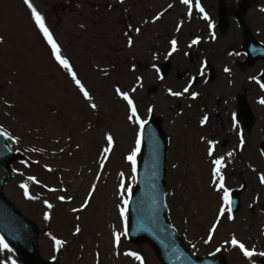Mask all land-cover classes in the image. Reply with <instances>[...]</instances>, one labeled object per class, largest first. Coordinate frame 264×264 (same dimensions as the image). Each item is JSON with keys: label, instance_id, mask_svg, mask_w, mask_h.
I'll use <instances>...</instances> for the list:
<instances>
[{"label": "rangeland", "instance_id": "1", "mask_svg": "<svg viewBox=\"0 0 264 264\" xmlns=\"http://www.w3.org/2000/svg\"><path fill=\"white\" fill-rule=\"evenodd\" d=\"M31 3L98 105L96 112L87 107L70 78L55 63L23 0H0V38L4 41L0 43V128L13 137V150L21 154L20 162L9 164L7 174L0 170V178L10 176L3 195L38 229L40 259L56 264H136L123 254L134 251L145 264H160L147 244L129 243L122 235L119 248L114 246L113 233H123L124 229L119 216V174L124 173L127 186L133 189L134 185L125 157L134 147L135 134L126 122L125 102L114 92L120 87L137 103L143 119L151 116L161 124L168 142L167 216L185 246L199 257L220 249L227 264L263 261L264 257L257 256L246 262L226 241L235 234L250 249L264 251V185L259 182V175L264 173L259 149L261 143L264 145V105L258 103L264 95L252 79L261 65L247 67L240 53L246 33L264 45V0H200L215 25V40L210 38L208 24L200 19V13L194 8L189 19L180 0ZM169 4L173 5L171 9ZM161 12V19L152 23ZM181 22L183 27L177 32ZM136 28L141 30L139 35ZM126 32L134 40L132 48L127 47ZM197 37L201 43L189 48ZM171 39L178 41V51L168 56ZM205 62V75L200 76ZM225 67L231 72L225 73ZM193 77L196 79L190 93L199 94L196 100L190 93L180 98L168 95V89L182 91ZM133 87L135 93L131 92ZM231 91L246 100L256 116L253 124L247 125L239 116L234 129L238 104ZM149 107L153 108L151 114L147 112ZM204 115L209 122L201 129L199 121ZM222 130L234 131L235 150L236 140L243 133L244 150L234 152V162L226 158L232 150L231 142L226 141L222 149ZM109 132L115 147L101 171L103 137ZM201 136L219 141L216 155L225 157L226 186L231 192L238 191L241 203L235 219L221 220L207 244L204 241L220 201L210 187V166ZM28 176L36 177L40 184H33ZM21 183L28 184L31 194L40 199L26 200ZM93 184L96 191L89 207L83 212L72 211L82 205ZM50 187L58 191H47ZM58 196L70 203H62ZM45 200L54 205L50 221L43 219L48 211ZM77 225L81 231L74 235ZM47 233L67 241L59 252ZM8 255L12 254L5 253L0 259ZM13 258L22 264L18 255Z\"/></svg>", "mask_w": 264, "mask_h": 264}, {"label": "snow or ice", "instance_id": "2", "mask_svg": "<svg viewBox=\"0 0 264 264\" xmlns=\"http://www.w3.org/2000/svg\"><path fill=\"white\" fill-rule=\"evenodd\" d=\"M23 3L27 6V8L31 12V18L35 23V26L39 29V32L43 35L44 40L46 41L47 45L51 49V56L54 59L55 63L67 74V76L70 78L71 83L75 86V88L78 90L79 94L82 96L83 101L87 102V107H89L93 112H96L98 109V105L94 102L93 96L90 94L88 89L86 88L85 84L81 81V79L78 77L77 72L74 70L72 64L70 63L69 59L65 57L62 54V50L59 46V44L54 40L51 32L49 31L48 27L45 24L44 17L36 10V8L31 3V0H23ZM119 3L123 4L124 0H119ZM180 3L185 6L186 9V16L191 19L193 15V9L195 8V11L200 13V19L204 20L208 24L209 28V35L212 40L216 39L214 28L215 25L212 23L211 18L205 11V9L202 7L200 0H195V4H193V0H180ZM173 7L172 4L168 5V9H171ZM261 11H264V9H261ZM163 12L156 15L154 19L152 20V23H156V21H159L161 17L163 16ZM145 23H148V21H145ZM183 27V23H179L176 27V31L179 32L180 29ZM131 30V29H130ZM140 28H136L135 32L137 35L140 34ZM125 36H128L127 39V47L132 48L134 44L133 38L129 35L128 32L125 33ZM3 38H0V43H3ZM201 43V40L199 37L192 39L191 43L188 44L189 48H192L193 46L199 45ZM170 44V51H168L167 55L172 56L174 53L178 51V41L176 39H171L169 41ZM233 53H229V55H232ZM187 55V53H185ZM205 68H207V63L205 62L202 67L200 68V76L205 75ZM101 71H104L101 69ZM132 71H135V68L133 67ZM159 71V69H157ZM225 73H230L231 69L225 67L224 68ZM105 75L108 73L105 71ZM163 79V77H160ZM140 79L139 77L137 78ZM195 77L192 78V81L188 83L186 87L183 88L182 91H173L172 89H168V95L175 98L184 97L186 94L190 93V89L193 87V83L195 82ZM255 80L257 84H259L261 90H264V83H262L260 80L256 79L255 77L252 78ZM207 83V81H205ZM142 86V84H141ZM136 87H133L131 89V92H136ZM115 95L123 102H125L126 107V122L128 125L132 126L134 131V147L130 150L129 154L125 157V160L127 164L130 166L131 169V178L132 180H136L137 172H138V157L141 153V148L144 142V134H145V126L148 124L147 119H143L138 111L137 103L133 100V98L130 96V94L126 91H122L120 87H116L114 89ZM198 93L191 92L190 98L192 100H196L198 98ZM261 105H264V98L260 99L258 101ZM11 107V105H8ZM147 112L151 114L153 112V108L149 107L147 109ZM209 122V117L207 115H204L202 119L199 121V126L201 128L205 127ZM233 127L234 129L238 127L235 123V116H233ZM0 137H4L7 140H12L13 138L9 136L5 131H3L2 128H0ZM105 141V146L102 148L100 152V162L99 167L102 171L104 168L105 163L107 162L109 155L112 153L114 147H115V139L114 136L109 132L106 133L103 137ZM201 142L206 145V157L208 158L209 166H210V187L215 193H218V200L220 201L219 207L216 214L215 222L213 223L212 227L209 229V235L208 238L204 241L206 244L210 243L212 241L213 235L215 234L217 227L220 225L221 220L227 219L229 221H233L235 219V216L233 215V200H232V192L231 190L226 186L225 183V175L223 173V170L227 167V164L225 163V157L224 156H217L216 155V146L219 143L217 140L208 139L205 137H201ZM245 146V139L243 136V133L239 134V149L240 151L244 150ZM34 151V149H33ZM63 151V149H61ZM262 156H264V151L260 153ZM234 155V152H228L227 156L232 157ZM34 163H38V161H35ZM27 166V165H26ZM173 167H176V165H173ZM48 172H52L53 169L47 168ZM255 171V169H253ZM21 175H23L21 173ZM121 180L119 184V194L121 199V205L119 206V216L124 222V232H114L113 238H114V246L116 248H119L121 236L127 237L128 231H127V224H128V205L131 203L132 198V188L130 186L126 185V181L124 178V173L121 172L120 174ZM27 179L31 181L33 184L39 185L40 182L37 180L34 176H28ZM97 180L100 179L99 175L96 177ZM259 182L261 185H264V173L259 175ZM41 187H45L44 185H40ZM19 187L23 190V196L26 200L29 201H35L39 200L40 197L31 194L28 184L21 183ZM47 191L49 192H56L58 189L56 188H47ZM59 191H67V189H59ZM96 191V184H93L91 186L90 191L88 192L87 197L85 198L84 202L79 208H74L72 211L74 212H83L85 209L89 207V203L92 200L93 194ZM57 199L61 201L62 203H70L69 200H66L64 196H58ZM44 207L48 209V211L44 212L43 219L45 221H50L52 219L51 210L54 208V205L47 200L43 201ZM167 207V205H165ZM77 220L80 219L79 216L76 217ZM81 229L77 225L75 228L74 235H78L80 233ZM49 235L50 239H52L54 244V249L56 252H59L61 248L67 243V241L62 239H57L55 236H52L51 233H47ZM227 244H230L231 248L238 250V252L242 255L244 260L246 262H250L253 260L254 257H264V251L257 252L255 248H249L246 246L244 242L237 239L235 234L231 237L230 241H226ZM195 247V245H193ZM220 249H217V252H219ZM5 253H10L12 255H8L4 257L3 259H0V264H17V261L13 258L14 256V250L10 246L9 242L5 239L3 235H0V256H3ZM126 257H130L134 261H138L139 264H145L144 258L137 252L134 251H126L123 253ZM119 255V253H117ZM53 260L55 261V257H53Z\"/></svg>", "mask_w": 264, "mask_h": 264}, {"label": "water", "instance_id": "3", "mask_svg": "<svg viewBox=\"0 0 264 264\" xmlns=\"http://www.w3.org/2000/svg\"><path fill=\"white\" fill-rule=\"evenodd\" d=\"M263 52L254 44L247 49L250 61ZM11 144V140L0 137V168L18 159V155L10 150ZM166 145L160 125L150 119L145 126L135 189L128 205L127 237L133 242L149 243L162 264H224L219 254L201 260L190 255L167 222L164 183ZM3 183L0 179V235L5 237L14 252L20 254L24 264H53L39 261L37 229L3 197Z\"/></svg>", "mask_w": 264, "mask_h": 264}, {"label": "flooded vegetation", "instance_id": "4", "mask_svg": "<svg viewBox=\"0 0 264 264\" xmlns=\"http://www.w3.org/2000/svg\"><path fill=\"white\" fill-rule=\"evenodd\" d=\"M221 136L224 137L223 140H222L223 143L221 145L222 146V149L224 148V145H225L224 143L227 141L228 143L231 142V144H232V150L230 152H235L236 151L235 150V146L233 147V144H235V142H232L233 139H234V136H235L234 131L232 130V132H228V133H227V131L226 132L223 131V135H221ZM226 158L228 160H233V162H234L235 161V158H236V154L234 153V155L232 157H228L227 154H226Z\"/></svg>", "mask_w": 264, "mask_h": 264}]
</instances>
